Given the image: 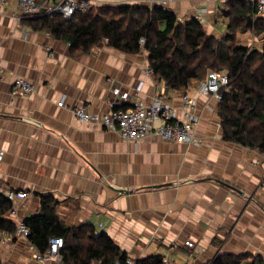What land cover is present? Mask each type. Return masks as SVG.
I'll list each match as a JSON object with an SVG mask.
<instances>
[{
    "label": "crops",
    "instance_id": "obj_1",
    "mask_svg": "<svg viewBox=\"0 0 264 264\" xmlns=\"http://www.w3.org/2000/svg\"><path fill=\"white\" fill-rule=\"evenodd\" d=\"M231 1L161 7L180 23L198 22L205 9L198 23L220 39L227 34L224 14ZM126 5L149 8L145 0ZM256 18L264 20V12L256 10ZM24 20L15 0L0 5V194H26L12 202L6 219L15 225L39 215L40 196L49 195L64 226H90L135 264H212L217 256L264 264V154L222 139L219 101L198 94L197 80L188 89L170 90L155 74H145L144 49L128 54L102 42L87 53L71 51ZM263 37L236 34L238 46L259 52ZM16 78L34 91L10 102ZM113 87L146 105L164 92L179 121L181 97L189 93L199 118L197 143L155 136L128 142L74 118L69 109L81 106L91 114L110 112ZM62 97L64 108L57 106ZM35 253L27 239L0 240V264L55 262L39 263Z\"/></svg>",
    "mask_w": 264,
    "mask_h": 264
},
{
    "label": "trees",
    "instance_id": "obj_2",
    "mask_svg": "<svg viewBox=\"0 0 264 264\" xmlns=\"http://www.w3.org/2000/svg\"><path fill=\"white\" fill-rule=\"evenodd\" d=\"M228 7L224 14L227 34L220 39L207 36L194 20L179 23L161 6H103L78 13L70 21L48 15L24 23L80 53L104 40L107 46L128 54L144 49L153 74L170 90L188 89L192 80L204 81L209 71H225L228 85L219 101L222 139L264 154V37L261 52L235 42L238 31L264 36V20L256 18L255 6L243 0H233ZM57 205L51 196H40L39 215L23 220L30 231L27 241L38 253L45 254L49 240L59 237L64 241L60 264H113L126 257L90 226H64L56 216ZM12 209V202L0 194V232L11 235L16 227L6 216ZM212 264H240V257L217 256Z\"/></svg>",
    "mask_w": 264,
    "mask_h": 264
},
{
    "label": "built area",
    "instance_id": "obj_3",
    "mask_svg": "<svg viewBox=\"0 0 264 264\" xmlns=\"http://www.w3.org/2000/svg\"><path fill=\"white\" fill-rule=\"evenodd\" d=\"M10 0H0V5H5ZM136 0H15L20 9L23 19H38L48 15H59L64 21H70L78 13L86 12L95 7L106 5H126ZM190 0H145L148 7L165 6L171 3L188 2ZM258 13L264 12V0L253 4ZM205 9L199 10L197 21L203 23L202 15ZM103 42L107 43L106 40ZM143 46L144 41H139ZM144 73L152 75V69L145 68ZM1 74V67H0ZM228 79L225 71H209L204 81L198 83L196 92L204 96H211L220 101V92L227 88ZM34 91V86L20 78H16L11 86L10 102L15 97H26ZM112 109L105 114H91L86 107L69 109L76 120L90 124L93 128L116 133L121 139L133 143L148 136H155L165 142L176 144H195L194 131L198 125L199 118L193 113L195 100L184 93L181 97L182 109L184 111L183 121L176 119L171 105L168 103L164 92L158 93L151 104L146 105L142 101H132L127 92L117 87L112 90ZM124 105H128L124 107ZM57 106L65 107V98L62 97ZM1 192V188H0ZM5 198L13 202L17 199H24L26 194L22 192H7ZM16 230L13 235L0 232L1 242L6 243L14 238L27 239L30 231L22 222L15 224ZM32 247V246H31ZM64 247L62 238L56 237L49 240V246L45 254L36 251L35 260L43 263L48 259L59 258V253ZM34 248V247H32ZM113 264H135L130 257L117 259ZM166 264V261H163Z\"/></svg>",
    "mask_w": 264,
    "mask_h": 264
},
{
    "label": "rangeland",
    "instance_id": "obj_4",
    "mask_svg": "<svg viewBox=\"0 0 264 264\" xmlns=\"http://www.w3.org/2000/svg\"><path fill=\"white\" fill-rule=\"evenodd\" d=\"M106 6H120V5H106ZM101 7H103V6H101ZM179 23H180V22H179ZM245 32H248V30H247V31H243V32H242V31H238L237 34H238V33H245ZM251 32H252V31H251ZM235 42H236L237 45H239V44H238L239 42L237 41L236 38H235ZM248 49H250V50H252V51H258V52H259V50H257L258 48H254V47H253V48H248ZM198 82H199V81H198ZM129 142H130V141H129ZM18 200H22V199H18ZM35 254H36V253H35ZM34 256H35V255H34ZM53 260H55V262H57V261L59 262V261H60L59 258H57V259H53ZM46 261H47V260H46ZM55 262H52V264H59V263H55Z\"/></svg>",
    "mask_w": 264,
    "mask_h": 264
}]
</instances>
